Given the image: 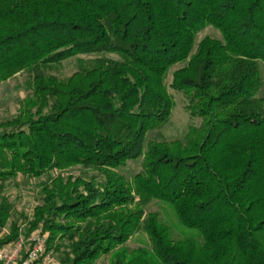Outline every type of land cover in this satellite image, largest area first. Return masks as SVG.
Segmentation results:
<instances>
[{
    "label": "trees",
    "instance_id": "16d2710c",
    "mask_svg": "<svg viewBox=\"0 0 264 264\" xmlns=\"http://www.w3.org/2000/svg\"><path fill=\"white\" fill-rule=\"evenodd\" d=\"M209 25L223 39L194 51ZM80 54L97 56L66 79L42 70ZM182 61L172 86L201 123L145 147L170 118L165 78ZM260 62L264 0H0V83L34 72L33 93L0 122V231L13 217L10 181L82 166L104 181L57 175L28 221L27 234L70 241L66 264H264ZM139 158L133 179L117 171ZM153 201L188 233L174 238L160 211H146ZM9 229L0 248L21 223ZM140 230L150 246L130 249Z\"/></svg>",
    "mask_w": 264,
    "mask_h": 264
},
{
    "label": "rangeland",
    "instance_id": "374dc122",
    "mask_svg": "<svg viewBox=\"0 0 264 264\" xmlns=\"http://www.w3.org/2000/svg\"><path fill=\"white\" fill-rule=\"evenodd\" d=\"M206 36L223 39L221 32L209 25L196 35L194 51L199 42ZM96 56V54H80L42 70L48 75H55L61 79H66L74 72L91 65ZM184 65H186L184 61L173 65L165 78L166 86L173 101L172 112L170 118L165 124L147 133L144 142L145 147L150 140H185L190 126L200 125L201 123V118L193 116L187 109L188 101L185 94L182 91L176 90L172 86L174 71ZM260 66L263 86L258 96L264 99V62H260ZM33 77L34 72L26 70L18 73L8 81L0 83V122L12 119L18 114V110L24 98L33 93ZM141 170L142 158H139L137 160L129 161L125 167L118 169L117 171L120 174H123L128 180H131L134 175ZM59 174L65 177L72 175L85 178H95L96 182L104 181V176L99 170L82 166L72 167L65 171L50 170L41 177L20 174L9 182L5 194L14 204L12 219H16L21 223L26 234L29 228L28 221L34 215V208L42 202L44 196L42 193L43 183L55 178ZM153 210L160 211L162 219L171 225L174 238H181L185 233H188L189 230L178 224L177 219L165 204L153 201L146 207V211L149 212ZM12 219L9 221L8 225L0 231V236H4L8 233ZM33 232H41L45 235L47 240V250L53 254L54 264H66L67 253L70 251L71 244L69 240H60L58 238L54 244H50L48 242L50 235L49 232L43 233L40 229H36L30 234ZM59 243L62 245V249L58 251L56 245ZM126 245L129 246L130 249H135L139 246H150V239L143 230H140L130 238ZM50 247L51 249H49ZM109 259V255H104L93 264H109Z\"/></svg>",
    "mask_w": 264,
    "mask_h": 264
},
{
    "label": "built area",
    "instance_id": "2783aa9c",
    "mask_svg": "<svg viewBox=\"0 0 264 264\" xmlns=\"http://www.w3.org/2000/svg\"><path fill=\"white\" fill-rule=\"evenodd\" d=\"M0 264H54V257L44 234L27 235L21 226L19 237L0 248Z\"/></svg>",
    "mask_w": 264,
    "mask_h": 264
}]
</instances>
